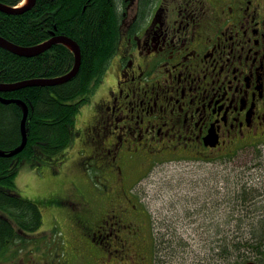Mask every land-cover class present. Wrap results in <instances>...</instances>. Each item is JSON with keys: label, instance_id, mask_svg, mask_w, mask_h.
<instances>
[{"label": "flooded vegetation", "instance_id": "1", "mask_svg": "<svg viewBox=\"0 0 264 264\" xmlns=\"http://www.w3.org/2000/svg\"><path fill=\"white\" fill-rule=\"evenodd\" d=\"M129 1L137 4L139 12L130 13L128 19L123 20V36L127 32L137 35L135 28L139 27L149 30L148 25H143L145 20L149 24V17L139 24L137 21L142 3L153 4V0H125L124 18ZM208 1V5H215L212 32L209 16L212 9L207 1L183 0L175 7L173 26L164 23L167 16L162 15V11L161 15L156 14L144 36L146 52L144 47H140L139 57L126 53L129 49L124 52L116 82L118 92L111 90L101 99V104L95 106L97 113L92 125L85 130L88 135L95 134L91 148L96 156L94 164L99 168L105 170V162L95 160L103 155L110 156V166L119 164L117 170L126 177L121 166L141 154L145 157L137 162L144 161L147 167L157 156H168L176 151H195L199 157L192 159L211 160L212 150L232 151L241 143H246L245 147L264 145V0ZM163 14L168 15V11ZM157 23L163 25L161 36L150 38L156 32L151 30ZM179 32H182L180 36ZM127 55L131 58L126 59ZM137 60L142 64H136ZM101 139L112 149H106ZM261 180L264 181V177ZM238 185L235 191L239 190ZM241 188L245 191L256 189L247 184ZM93 193L97 196L98 192ZM72 195L64 193L54 203L74 213L86 238L91 242L99 238L98 244L112 246L110 254L119 250L115 245L127 248L118 232L133 231L134 226L129 221L125 223L119 214H109L100 220L102 224L96 225L101 212L92 207L97 204L93 194L88 195L89 198L83 194ZM254 199L256 205L264 203L263 196ZM244 206L246 204H233L231 211ZM262 209L259 215H264ZM81 218H89L93 224H84ZM104 225L108 227L101 230ZM238 226L231 230L242 231V225ZM122 253L131 255L125 250ZM238 255L235 264H264V240L247 244ZM32 258L27 262L24 259L11 261L14 264L36 263Z\"/></svg>", "mask_w": 264, "mask_h": 264}, {"label": "rangeland", "instance_id": "2", "mask_svg": "<svg viewBox=\"0 0 264 264\" xmlns=\"http://www.w3.org/2000/svg\"><path fill=\"white\" fill-rule=\"evenodd\" d=\"M182 1L176 0L175 3L172 0H153V4L149 3V9H145V18L149 17L150 22L148 24L145 20L143 25H148L150 30V23L156 18V14L161 15L162 11V15L167 16L164 18V23L173 26L176 19L175 7ZM206 1L207 6L212 9L209 14V16L211 15L212 32L215 5L211 3L208 5L209 1ZM136 6V3L129 1L125 21L130 13L138 14L139 10L136 9ZM164 11H168V15L163 14ZM156 25L151 30V32H156L151 34L150 38L156 39L157 35L161 36L163 25L158 23ZM176 27H178L177 24ZM136 30L138 33L135 36L130 32L122 35L121 44L119 43L120 49L110 60L101 83L96 87L90 101L80 109L76 121L79 135L74 139L71 148L66 151L64 156L59 157L60 154L57 155L51 161L53 163L51 165L49 163L41 169H34L25 165L19 172L16 179L17 188L24 198L39 204L43 213V224L36 231L20 233L21 238L17 237L8 249L18 250L20 254L29 251L34 256L32 258L34 262L43 261L45 251L56 245L63 248L66 254L64 256L61 254V258L67 259L69 264H152L151 259L143 262L142 250L131 249V246L124 249L131 255L122 253L119 257L116 252L110 254L112 246L107 248L105 243L95 244L94 241L91 242L83 234L82 225L74 213H70L68 208H61L54 203L64 193L73 194L72 196L93 194L97 202V204H92L94 210L100 212L103 209H112L110 197L103 195L101 190L96 187L98 182L94 168L87 170L88 175L86 170L81 167L82 159L91 155L90 147L95 138V134L90 133L88 135L85 130L87 126L92 125L91 122L97 113L95 106H98L101 99L107 97L111 90L118 92L116 82L119 70H121V57L126 55L124 52L129 49L126 53L139 57L140 47L145 46L144 36L149 30L143 31L142 27L135 28ZM181 33L179 32L178 36ZM153 42L154 40L151 41L150 46L154 44ZM145 47L144 52H146ZM125 58L130 59L131 56L127 55ZM140 63L141 60H137L136 64ZM173 63L175 61H171V64ZM162 75L166 76V73L163 72ZM118 79L123 78L118 77ZM161 87L163 88L162 84ZM129 99L132 100V97ZM101 140L106 149H112L104 143L103 139ZM108 140L111 143V137ZM245 144L237 145L236 149L232 151H226L225 148L212 150L210 153L212 160L192 159L199 157L195 151L184 153L176 151L163 158L159 156L160 160L154 162L156 165H151L150 173L136 185H134L135 179H139V176L143 174V172L141 173L142 161L137 162V160L139 158L144 159L145 156L141 154L137 157H131L126 165L121 166L120 170H123V174L125 172L128 176L126 184L121 181L126 189H121L123 191L132 189V194L138 196V202L143 203L148 209L156 228L155 235L158 237L160 230L163 231L162 234L166 239L172 238V234H175V242L171 248L170 246L165 247V244L162 245L165 248L159 252L158 257L160 258H157L156 264L161 263L162 260L163 263L161 264H213V259L215 261L218 259L219 250L216 247L224 236L225 232H221V230L225 226L230 229L238 227L240 224L242 225L240 229L245 231L248 225H252L256 229V233L263 230L262 235H264V215H259L264 208V203L260 202L259 205L252 207L247 203L246 206L231 211L233 204H238V206L244 204L236 196L238 193L235 191V185L238 183V192L241 191L242 193V185L247 184L256 189L247 190L245 194H252L258 199L264 197V190L262 189L264 188V181H259L264 177V145L258 143L245 147ZM108 158L110 156L105 157L103 155V158L100 156L99 160L96 159L95 161L99 163ZM130 163H132L131 166L128 165ZM55 164L57 167L52 170V166ZM113 188L115 187H111L110 191ZM93 192H98L97 196ZM127 194V196H123L125 200L122 206L123 212L132 208L133 205L139 206L137 202L130 200L128 191ZM133 200L135 199L133 198ZM243 211H246L245 215L242 214ZM131 216L135 219H141V216L135 213ZM151 216L146 220L150 229H152L150 225ZM229 216L233 218V221H228ZM238 217L240 220L243 218L241 223L240 220L239 222L234 221ZM102 218H104L102 214L98 219L96 217V225L102 224L100 221ZM81 219L84 224H93L89 218L88 220ZM107 227L104 225L100 229L104 230ZM217 227L220 228V232L214 231ZM120 233L119 237L125 240L130 232L125 230L124 233L122 231ZM251 233L250 230L247 232L239 231V236L244 235V245L248 244V240L251 242L253 235ZM228 238L231 237L228 236ZM79 255L80 259L76 260ZM3 262L1 260L0 264H14L12 261ZM217 262L229 264L228 262L223 263L220 259Z\"/></svg>", "mask_w": 264, "mask_h": 264}, {"label": "trees", "instance_id": "3", "mask_svg": "<svg viewBox=\"0 0 264 264\" xmlns=\"http://www.w3.org/2000/svg\"><path fill=\"white\" fill-rule=\"evenodd\" d=\"M0 2L18 6L23 0H0ZM149 3L147 1L142 3L138 24L145 19V9H149ZM124 6L125 0H37L31 9L22 13L9 14L0 10V36L10 42L31 47L47 41L54 35H66L75 39L82 51L80 71L70 81L53 86H30L0 92L4 98L24 101L29 108L28 142L25 148L13 157L0 156V262L1 260L8 262L7 260L12 259L16 262L24 259L27 262L28 258L34 257L29 251L20 254L18 250L8 249L17 237L21 238L20 233L36 231L43 224L41 207L36 201L24 198L20 194L16 184L17 176L23 166L41 169L49 163L53 164L51 161L57 155L60 154L59 157H62L71 148L74 139L79 135L76 121L80 109L90 101L96 87L103 79L110 60L118 51L124 31ZM74 63V53L60 43L31 57L20 56L0 46V83L62 76L73 68ZM23 113L22 105L0 101V150L10 152L21 145ZM90 149L91 155L82 159L81 167L86 172L94 168L98 182L96 187L103 195L110 197L113 205L112 209L101 210V214L104 217L109 214H119L125 223L129 221L134 227L133 231H129L131 234L129 233L125 240L122 239L124 243L127 242L125 246L142 250L143 262L151 259L152 264H156L157 258H160L159 252L167 246L170 248L173 246L175 234H172V238L166 239L162 234L163 231L160 230L159 236L155 235L156 228L152 216L143 203L138 202V196L132 194V189L127 190L130 200L137 202L139 206H132L123 212L122 206L125 203L123 196L128 194L121 188L126 189L122 182L126 184L128 176L123 177L120 174L117 170L119 164L111 167L108 161L110 158L104 160L105 170L96 166L93 162V158L96 157L95 152L91 147ZM163 157L165 156L161 158ZM155 160L160 159H153L147 167L142 161L143 174L139 179H135L134 185L150 173L151 165H156ZM56 165L52 166V170L57 167ZM113 186L115 188L110 191ZM238 191H236L238 200L244 204H257L252 194H245L244 189L242 193ZM133 213L140 215L141 219L132 218ZM150 216L152 229L146 224ZM230 216L228 221H233ZM235 220L239 222L240 218ZM242 221L243 218L240 223ZM116 227L122 228L120 225ZM251 227L252 225H248V228ZM214 231L220 232V228L217 227ZM242 231L247 232V230ZM262 231L257 233L256 230L252 231L251 242L248 240V244L252 245L254 241L264 240ZM122 232L124 233L125 230L123 229ZM221 232L225 233L216 247L219 250L218 259L223 263L235 264L233 262L237 260L238 253L246 246L244 235L239 236V231L234 232L226 226ZM118 234L120 236L119 232ZM97 242L99 243V238L94 241L95 244H98ZM163 244L165 247L162 246ZM114 247L119 249L116 253L120 257L124 248L120 245ZM61 254L63 256L66 254L63 248L54 246L45 251L43 261L38 260L33 264H69L61 258ZM217 260L213 259V264H219Z\"/></svg>", "mask_w": 264, "mask_h": 264}, {"label": "water", "instance_id": "4", "mask_svg": "<svg viewBox=\"0 0 264 264\" xmlns=\"http://www.w3.org/2000/svg\"><path fill=\"white\" fill-rule=\"evenodd\" d=\"M37 0H26V3L21 6H4L0 4V10L7 12L9 14H17L22 13L26 10L31 9ZM64 44L67 46L75 56V63L73 68L66 74L54 78H36V79H28L20 82L15 83H0V92H7V91H14L18 89H22L25 87L30 86H53L58 84L66 83L70 80H72L80 71L81 64H82V51L81 47L78 44L77 41H75L73 38L66 36V35H54L52 38L48 39L47 41H44L40 44H37L35 46L31 47H24L17 44H14L10 42L9 40L3 38L0 36V46L10 50L18 55L21 56H36L40 53L50 49L55 44ZM2 102L6 104L10 103H17L24 107V113L21 121V134H22V142L21 145L15 148L14 150L10 152H5L0 150V156L3 157H13L20 153L26 146L28 141V134H27V119L29 115V108L27 104L19 99L15 100H6L3 98H0Z\"/></svg>", "mask_w": 264, "mask_h": 264}, {"label": "bare ground", "instance_id": "5", "mask_svg": "<svg viewBox=\"0 0 264 264\" xmlns=\"http://www.w3.org/2000/svg\"><path fill=\"white\" fill-rule=\"evenodd\" d=\"M0 4H2V5H4V6H10V5H7V4H5V3H2V2H0ZM25 4V3H24ZM11 7H15V6H11ZM75 40V39H74ZM14 53V52H13ZM21 56V55H20ZM0 98H3V99H6V100H15V99H8V98H4L3 96H1L0 95ZM0 101H1V99H0ZM2 102V101H1ZM4 103V102H3ZM28 142V141H27Z\"/></svg>", "mask_w": 264, "mask_h": 264}]
</instances>
